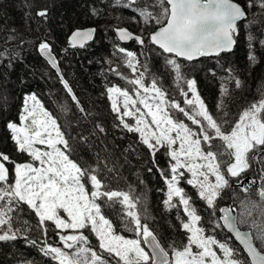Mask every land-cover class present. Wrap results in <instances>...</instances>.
<instances>
[{
  "label": "snow or ice",
  "instance_id": "1",
  "mask_svg": "<svg viewBox=\"0 0 264 264\" xmlns=\"http://www.w3.org/2000/svg\"><path fill=\"white\" fill-rule=\"evenodd\" d=\"M112 6L130 9L132 21L143 24L141 34L123 27L114 31L118 41L140 45L146 60L142 63L136 52L115 44L113 55L133 76L121 72L119 65L111 68L130 87L110 84L105 95L115 126L137 134V142L147 149L166 185L163 204L168 210L178 209L176 218L184 239L165 247L137 210L138 198L110 187L108 181L114 177L106 173L113 169L106 158L97 152L91 161H83L77 155L70 139L77 140L81 151L83 146L90 148L89 138L106 131L101 124L94 122L87 135L82 129L71 137L31 94L24 98L19 122L6 125L16 152L24 159L0 152V241H15L24 234L54 264H264V91L234 120L228 118L221 99L218 119L201 98L195 78L183 72L184 62L232 53L242 34L249 63H258L256 49L257 45L264 49V37L258 38L253 27L259 25L264 33V0H113ZM92 14L99 11L93 9ZM36 15L46 18L47 9ZM95 33V28L77 29L68 38V46L85 48ZM15 39L14 35L6 38ZM38 51L56 71L75 107L85 113L52 46L42 41ZM150 53L163 58L182 102L163 86L161 77L149 72ZM6 55V67L11 68L9 50H0V61ZM226 79L237 89L243 86L234 76ZM220 92L222 98L229 94L226 83ZM157 153L167 167H160ZM153 167L147 170L152 172ZM256 176L261 183L253 199ZM182 182L209 209L210 227L205 226L195 199ZM226 189L231 190L233 203L239 202L240 211L233 205L220 206ZM238 193H244L243 198ZM116 205L123 210L121 227L136 238L120 234L105 215L104 208ZM25 214H34V227L23 218ZM217 230H227L231 236L217 239ZM29 231L36 232L35 238H28ZM50 232L58 238L55 245L49 243ZM232 237L237 244H230Z\"/></svg>",
  "mask_w": 264,
  "mask_h": 264
},
{
  "label": "trees",
  "instance_id": "2",
  "mask_svg": "<svg viewBox=\"0 0 264 264\" xmlns=\"http://www.w3.org/2000/svg\"><path fill=\"white\" fill-rule=\"evenodd\" d=\"M112 4L113 0H0V50L7 48L12 56L11 68L6 67L7 55L0 61V96L6 98L0 105V152L18 161L24 159L16 152L14 142L10 139V130L6 125L9 121L19 122L24 98L31 94H35L45 108L58 118L71 137H76L82 129L87 135L93 123L98 122L106 131L89 138L87 144L91 146L90 148L83 146L84 150L81 151L77 140L70 139V143L77 146V155L82 157L83 161H91L97 152L102 158H106L108 167L113 169L112 172L106 173L109 177H114L108 181L110 187L130 191L133 198H138L137 210L165 247L173 240L179 244V240L184 239V234L180 231L176 218L178 209L165 208L163 200L166 198V185L153 167L147 149L137 142V134L127 133L115 126L117 122L105 95L106 86L110 84L130 87L119 76L113 75L111 68L119 65L121 72L129 77L133 76L131 70L124 67L118 57L113 55L115 44L136 52L142 63L146 60L145 55L140 54L144 51L140 45L134 41L121 44L114 34V29L120 26L141 34L143 24L132 21L131 17L134 14L130 9L113 7ZM42 9H47L46 18L36 15ZM93 9H97L99 14L93 15ZM252 11L255 12L256 9ZM87 26L96 28L94 40L85 48H70L68 36L71 31ZM253 32L258 38L264 37L259 25L253 27ZM146 33L147 30L143 34ZM9 35H14L17 39L6 40ZM42 41L52 46L64 78L80 100L85 113L79 112L75 107L56 71L40 56L38 45ZM256 54L258 63L251 65L242 34L234 51L222 54V58L211 57L196 62H184L183 72L187 77L195 78L201 98L218 119L221 113L218 112L217 105L221 99L227 106L228 118L234 120L242 109L257 100L264 91V49L257 45ZM109 60L113 61L111 65L108 63ZM147 63L149 72L161 77L163 86L178 98L179 94L175 91L172 76L165 68L163 58L150 53L147 55ZM229 76L240 79L243 86L237 89L234 82L226 79ZM222 83L227 84L229 93L223 98L220 92ZM87 113L91 115L85 119ZM156 159L161 168L167 167L165 158L160 153H157ZM150 167H153L152 172L147 170ZM255 179L261 183L258 176ZM181 186L195 199L205 226L210 227L207 223L209 209L197 198L196 192L189 189L191 187L184 182ZM256 190L254 187L251 193L253 199H257ZM238 195L243 198L244 193ZM230 196L219 203L220 206L231 204L240 211L239 202L234 204ZM122 211L119 205L104 208L105 215L117 226L120 234L130 238L133 233L121 227ZM23 218L35 226L34 214H25ZM223 232L224 236L217 230V239L229 236ZM26 235L28 238H35L36 232L29 231ZM49 236V243L57 244L58 238L51 232ZM229 242L236 244L232 239ZM0 264H54V262L50 257L43 255L39 246H32L22 234L15 241H0Z\"/></svg>",
  "mask_w": 264,
  "mask_h": 264
},
{
  "label": "rangeland",
  "instance_id": "3",
  "mask_svg": "<svg viewBox=\"0 0 264 264\" xmlns=\"http://www.w3.org/2000/svg\"><path fill=\"white\" fill-rule=\"evenodd\" d=\"M136 34V33H135ZM198 61V60H197ZM196 62V61H195ZM191 68H189V70H190ZM189 96H191V93H189ZM177 99H179V100H181V102H182V97H180L179 95H178V98ZM5 100H6V98L4 97V96H0V105H2L4 102H5ZM216 116V115H215ZM186 123H189L190 124V122H188V121H185ZM190 187V186H189ZM191 191H195V190H193L192 188H189ZM196 192V191H195ZM227 196L229 197L230 196V190L229 189H226L225 190V193L223 194V200H221V201H219V203H222V202H224L225 200H226V198H227ZM151 216H152V213H151ZM149 218H150V216H149ZM151 219V218H150ZM220 231V230H219ZM221 232V231H220ZM133 233V232H132ZM222 233V236H224V232H221ZM184 234V233H183ZM133 238H136L135 237V234L133 233V235L129 238V239H133ZM183 239V238H182ZM182 239L181 240H179V243L182 241Z\"/></svg>",
  "mask_w": 264,
  "mask_h": 264
},
{
  "label": "water",
  "instance_id": "4",
  "mask_svg": "<svg viewBox=\"0 0 264 264\" xmlns=\"http://www.w3.org/2000/svg\"><path fill=\"white\" fill-rule=\"evenodd\" d=\"M120 27H123V28H126V27H124V26H120ZM87 28H95V27H93V26H87V27H81V28H76V29H74V30H72L71 31V33L69 34V36H68V38L70 37V35L72 34V32L73 31H75V30H77V29H87ZM117 28V27H116ZM96 29V28H95ZM128 29V28H127ZM129 30V29H128ZM133 33V32H132ZM96 34V33H95ZM114 34H115V37H116V39H117V36H116V32L114 31ZM135 34V33H134ZM94 38H95V36H94ZM94 40V39H93ZM92 40V41H93ZM118 40V39H117ZM91 41H89L88 43H90ZM121 44H127V43H129V42H131V41H128V42H121V41H119ZM39 54H40V52H39ZM40 56L46 61V58L45 57H43L41 54H40ZM202 58H209V57H202ZM199 59H201V58H199ZM198 59V60H199ZM195 61H197V60H195ZM195 61H192V62H195ZM47 62V61H46ZM49 65V64H48ZM50 66V65H49ZM51 67V66H50ZM259 182L256 180V185H255V187L258 189L259 188ZM231 205V204H230ZM222 206H226V205H222ZM243 230H247V229H243ZM225 232L227 233V230H225ZM229 236H231V234H229V233H227ZM232 239L235 241V239H234V237H232ZM236 242V241H235ZM238 242H236V244H237Z\"/></svg>",
  "mask_w": 264,
  "mask_h": 264
},
{
  "label": "flooded vegetation",
  "instance_id": "5",
  "mask_svg": "<svg viewBox=\"0 0 264 264\" xmlns=\"http://www.w3.org/2000/svg\"><path fill=\"white\" fill-rule=\"evenodd\" d=\"M230 190V189H229ZM230 194H231V190H230ZM222 206V205H221Z\"/></svg>",
  "mask_w": 264,
  "mask_h": 264
}]
</instances>
